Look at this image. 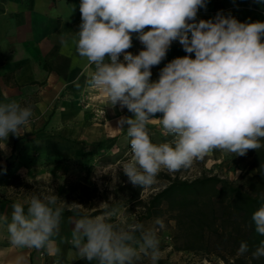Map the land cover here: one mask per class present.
Here are the masks:
<instances>
[{"label": "clouds", "instance_id": "clouds-1", "mask_svg": "<svg viewBox=\"0 0 264 264\" xmlns=\"http://www.w3.org/2000/svg\"><path fill=\"white\" fill-rule=\"evenodd\" d=\"M207 2L80 0L75 42L78 55L92 69L86 83L110 108L131 114L121 116L116 128L126 130L129 138L130 158L120 170L133 187H150L162 169H188L214 150L245 156L264 148V21L241 22L222 11L211 19H197ZM134 35L143 45L137 54L128 51ZM175 41L187 55L166 63L152 80L151 69L166 59ZM33 116L31 106L14 100L0 103V142L7 145L10 135L24 134ZM150 124L170 139L153 142ZM260 199L264 201V194ZM64 204L56 193L32 195L11 205L10 219L0 215V226L6 227L15 248L49 249L60 234ZM68 205L78 216L66 241L75 250L74 260L141 264L146 259L158 264L155 229L113 222L111 213H81L85 207L77 202ZM251 220L256 233L264 236V203ZM248 252L242 241L237 254ZM261 258L264 240L251 251L249 264Z\"/></svg>", "mask_w": 264, "mask_h": 264}, {"label": "crops", "instance_id": "crops-1", "mask_svg": "<svg viewBox=\"0 0 264 264\" xmlns=\"http://www.w3.org/2000/svg\"><path fill=\"white\" fill-rule=\"evenodd\" d=\"M79 4L80 0H0V103L14 100L31 106L34 116L24 132L35 133L50 156L75 155L78 147L71 142H96L112 149L129 141L126 130L116 127L121 116L131 114L118 106L110 108L106 99L86 83L92 69L78 55L75 42L81 23ZM221 11L241 22L264 21V2L258 0H208L197 19H211ZM142 47L134 35L128 51L137 54ZM184 55L187 53L179 42H173L166 59L151 69V79H158L166 63ZM94 111L99 117L94 118ZM148 127L151 136L158 137L157 143L170 139L161 135L158 125ZM16 139L10 135L7 145L0 142V165L14 152ZM226 154L214 150L207 157L218 159ZM11 205L0 201V215L10 219ZM75 220L63 216L52 247L41 250L13 247L6 227L0 226V264H90L74 260L75 250L66 242Z\"/></svg>", "mask_w": 264, "mask_h": 264}, {"label": "rangeland", "instance_id": "rangeland-1", "mask_svg": "<svg viewBox=\"0 0 264 264\" xmlns=\"http://www.w3.org/2000/svg\"><path fill=\"white\" fill-rule=\"evenodd\" d=\"M93 113L94 118L99 117L98 111ZM34 134L28 131L18 137L14 152L0 165L8 167L6 171L0 170V201L24 202L32 195L56 193L68 204L79 203L81 200L80 204L85 207L81 211L85 214L93 212L104 214L100 211L107 209L105 213L112 214L110 219L113 222L138 223L136 214L139 207L134 202L126 204L124 202L128 197L126 188H120L122 185L130 184L120 170L123 162L130 158L129 141H124L122 144L120 142L118 143L120 147L112 149L96 142H71L78 147L75 155L50 156L44 151V143L40 142V139ZM49 136L51 135L49 134ZM151 137L153 142L157 143L158 137L156 135ZM250 156L251 152H247L245 156H234V154L227 153L218 159L206 156L203 160L194 161L190 168L176 173L181 177L191 178L205 171L206 173L219 174L230 180H237L248 169ZM236 171L239 172L237 177ZM253 172L254 170H250V173ZM166 174L173 176L175 173H169L162 169L156 183L144 188L140 193V198L145 200L150 193L158 190L166 182L163 177ZM63 184L96 185L98 190L89 197L77 192L58 194L57 187ZM83 200L84 202H82ZM101 203L104 204L99 207ZM68 204L63 205L64 210L71 209ZM69 217L78 218L73 214ZM139 223L143 224L145 228L155 229L157 232L161 251L158 264H224L214 255L204 256L176 249L173 239L174 221L168 215L152 217ZM161 224L163 227L160 226ZM54 263L62 264L59 262L52 264ZM141 264H148V261L145 259Z\"/></svg>", "mask_w": 264, "mask_h": 264}, {"label": "trees", "instance_id": "trees-1", "mask_svg": "<svg viewBox=\"0 0 264 264\" xmlns=\"http://www.w3.org/2000/svg\"><path fill=\"white\" fill-rule=\"evenodd\" d=\"M248 152H251V162L237 180L205 171L191 178L181 177L177 173L173 176L166 174L163 175L166 182L145 200L140 198L144 188L122 185L120 188H126L128 194L124 202H134L139 207L136 214L138 223L168 215L174 221L173 239L178 250L214 255L224 264H249L251 251L264 240V236L256 233L251 220L253 212L264 203L260 199L264 194V148ZM7 169V165L0 166L1 171ZM250 170L254 172L250 173ZM97 190L96 185L84 184L57 187L58 194L77 192L87 197ZM100 212L105 213L107 209ZM72 214L77 216L74 210L65 209L63 216ZM96 214L93 212L89 215ZM242 241L249 246V252L243 256L237 254ZM251 264H264V258L251 260Z\"/></svg>", "mask_w": 264, "mask_h": 264}, {"label": "built area", "instance_id": "built-area-1", "mask_svg": "<svg viewBox=\"0 0 264 264\" xmlns=\"http://www.w3.org/2000/svg\"><path fill=\"white\" fill-rule=\"evenodd\" d=\"M55 264V263H54Z\"/></svg>", "mask_w": 264, "mask_h": 264}]
</instances>
